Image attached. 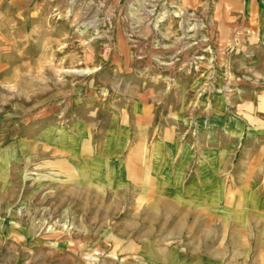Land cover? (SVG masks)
Segmentation results:
<instances>
[{
    "label": "rangeland",
    "instance_id": "obj_1",
    "mask_svg": "<svg viewBox=\"0 0 264 264\" xmlns=\"http://www.w3.org/2000/svg\"><path fill=\"white\" fill-rule=\"evenodd\" d=\"M214 1L0 0V196L9 200L5 222L14 226L20 214L22 225L37 232L26 240L39 244L21 250L13 235L17 228L9 227L0 259L54 264L56 255V264H264V144L257 138L264 123L252 121L253 107L237 105L238 84L226 89L227 75L241 76L221 55L242 49L245 35L256 40L258 30L251 25L246 31L236 21L240 0ZM209 18L219 23L215 47L223 77L217 92L211 89V104L220 96L228 115L249 119L243 140L234 142L232 167L202 190L196 204L162 195L156 180L148 187L140 180L137 186L135 180L132 186H81L84 176L74 166H105L94 163L97 154L120 146L127 164L131 153L140 157L128 139L106 138L105 131L128 129L131 85L141 87L143 98L149 86L157 99L176 86L167 67L183 71L194 62L180 54L199 45H191L199 42L198 22ZM207 87L196 96L203 97V114L211 109L202 95ZM199 129L211 132L214 145H226L222 127L213 138L203 117ZM71 154L90 158L82 163ZM221 155L217 150L211 158L225 166ZM87 197L88 204L82 201ZM55 240L63 250L51 249Z\"/></svg>",
    "mask_w": 264,
    "mask_h": 264
},
{
    "label": "crops",
    "instance_id": "obj_2",
    "mask_svg": "<svg viewBox=\"0 0 264 264\" xmlns=\"http://www.w3.org/2000/svg\"><path fill=\"white\" fill-rule=\"evenodd\" d=\"M211 2L215 3L214 0ZM240 2L239 10L235 14L236 21L246 31H249L251 25H256L258 33L253 36L257 38L252 40V37L245 35L242 49L227 50L221 55L226 59H231L234 71L241 76L240 80L235 82L241 87L237 105L253 107V112L256 115L252 121L264 123V0H240ZM201 10L200 7L199 12H202ZM197 22H194L195 26H197ZM198 23V26L202 27L196 33L199 45L195 46L193 51L187 50L180 54L184 60L192 58L194 62L186 64L187 68H184L183 71L167 67L166 75L175 76L176 86L170 88L166 98L157 99L150 93L149 86L145 89L146 97H140L138 93L141 87L131 85L128 129L114 130V133L109 130L105 131L106 138L128 139L129 148L131 151L134 148L139 149L140 157L134 159L131 153V159L127 164V156L123 157L126 149L120 150V146H117L118 149L112 154H97L93 158L94 163L105 166H74V169L81 171L84 176L80 182L81 186H85L89 190L93 187L105 189L125 184L132 186L135 184L132 181L140 180L141 185L148 187L152 180H156L157 185L161 187L162 195L175 194L183 197L184 202L196 204L202 201V190L207 185L218 183L219 177L222 180V172L228 171L232 167L230 160H233L234 142L243 140L245 136L244 123L249 119L243 115L237 118L228 115L226 112L229 105L226 101L219 100L220 96L215 100V104H211L213 98L211 100L210 97L215 96L211 93V89L214 88L213 92L216 93L217 87H221L223 84L222 70L218 67V59L221 55L219 56L215 47L219 36L217 30L219 23L213 18ZM206 44H208V49L204 48ZM172 54V50L168 51L167 58ZM196 56L202 57L201 60L204 59V61L197 60ZM206 64L209 65V69ZM206 85L210 91L202 95L206 98L205 103L210 99L211 109L205 110L203 114V97L200 95L201 98L197 100L196 96ZM176 94L178 97H175ZM203 117L213 129V138L217 137L216 129L222 127L227 139L224 147L220 148L210 141V131H200L199 122ZM257 134V138L263 140L261 144H264V130L258 131ZM88 138H94V136L88 135ZM203 139H209L211 145L202 143ZM217 150L221 151V156L224 159L221 158L220 163L226 162L225 166L218 164L217 158H211L212 155H216ZM203 151H206L205 154L210 157H206ZM70 156L74 158L73 160L82 163L87 162L86 160L90 158H87L86 154L80 156L71 154ZM260 169L264 170V166ZM137 184L138 182L135 185L137 186ZM82 201L88 204L90 198H83ZM7 204H9L8 196H0V250L6 244L5 236L9 227L17 228V232L13 235L17 236L18 248L24 250L27 244L37 249L38 247L35 245L39 244L36 240H26L30 234H37L36 229H31L33 226L31 228L26 227L27 225L24 226V221L22 225L20 212H18L19 221L14 226L5 222L7 212H4L8 208ZM82 225L83 229L88 230L90 222L85 220ZM20 230L22 231L20 232ZM61 245L55 240L51 244V249L58 252L63 250ZM58 261L59 258L55 255L54 264ZM8 263V260L0 259V264ZM15 264H25V259L16 260Z\"/></svg>",
    "mask_w": 264,
    "mask_h": 264
},
{
    "label": "built area",
    "instance_id": "obj_3",
    "mask_svg": "<svg viewBox=\"0 0 264 264\" xmlns=\"http://www.w3.org/2000/svg\"><path fill=\"white\" fill-rule=\"evenodd\" d=\"M197 43H198V40H197V39H194V40L191 42V45H193V44H197ZM206 48L208 49V47H206ZM195 58H196L197 60H199V59H201L202 57H200V56H196ZM239 80H240L239 77L231 79V77L227 75V81H226V84H225L226 89H227V90H234V87L236 88V86H234V83L237 82V81H239ZM232 84H233L234 87L232 86ZM231 86H232V87H231Z\"/></svg>",
    "mask_w": 264,
    "mask_h": 264
}]
</instances>
